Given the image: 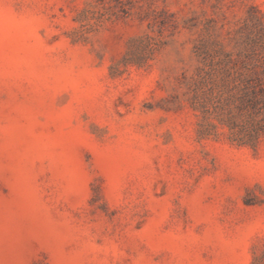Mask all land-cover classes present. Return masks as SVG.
<instances>
[{
  "label": "rangeland",
  "instance_id": "rangeland-1",
  "mask_svg": "<svg viewBox=\"0 0 264 264\" xmlns=\"http://www.w3.org/2000/svg\"><path fill=\"white\" fill-rule=\"evenodd\" d=\"M0 264H264V0H0Z\"/></svg>",
  "mask_w": 264,
  "mask_h": 264
}]
</instances>
